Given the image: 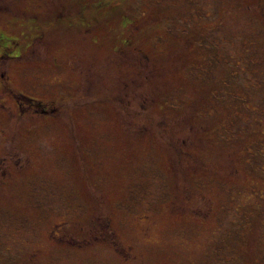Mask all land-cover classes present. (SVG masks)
<instances>
[{"label": "rangeland", "instance_id": "374dc122", "mask_svg": "<svg viewBox=\"0 0 264 264\" xmlns=\"http://www.w3.org/2000/svg\"><path fill=\"white\" fill-rule=\"evenodd\" d=\"M0 32V264H264V0H0Z\"/></svg>", "mask_w": 264, "mask_h": 264}, {"label": "flooded vegetation", "instance_id": "af4514ba", "mask_svg": "<svg viewBox=\"0 0 264 264\" xmlns=\"http://www.w3.org/2000/svg\"><path fill=\"white\" fill-rule=\"evenodd\" d=\"M1 40H6V41H10V40H12V39H10L9 37H6V35H5V33L4 32H0V41ZM14 40V39H13ZM1 44H0V50H1ZM4 47H5V49H8V50H10L11 49V46H10V44H6V45H4ZM0 55H2V54H0ZM8 57H11L12 55L11 54H9V55H7ZM105 225H108V223H106ZM55 231V230H54ZM54 231H53V237H55V238H57V237H59V235L58 234H55L54 233ZM71 236H70V238H71V241H73V239L75 240L76 238H73V235L72 234H70ZM76 240H78V239H76Z\"/></svg>", "mask_w": 264, "mask_h": 264}, {"label": "trees", "instance_id": "16d2710c", "mask_svg": "<svg viewBox=\"0 0 264 264\" xmlns=\"http://www.w3.org/2000/svg\"><path fill=\"white\" fill-rule=\"evenodd\" d=\"M30 101L32 102V101H34V100H31V99H30ZM35 102H36V101H35ZM44 112H45V110H44Z\"/></svg>", "mask_w": 264, "mask_h": 264}]
</instances>
